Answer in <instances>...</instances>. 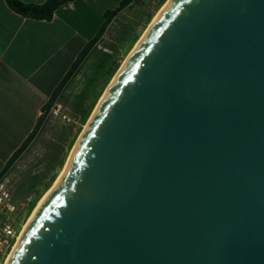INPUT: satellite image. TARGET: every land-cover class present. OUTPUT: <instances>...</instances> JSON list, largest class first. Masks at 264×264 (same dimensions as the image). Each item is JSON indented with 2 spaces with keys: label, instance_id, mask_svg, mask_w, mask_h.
<instances>
[{
  "label": "water",
  "instance_id": "water-1",
  "mask_svg": "<svg viewBox=\"0 0 264 264\" xmlns=\"http://www.w3.org/2000/svg\"><path fill=\"white\" fill-rule=\"evenodd\" d=\"M7 264H264V0H170Z\"/></svg>",
  "mask_w": 264,
  "mask_h": 264
},
{
  "label": "crops",
  "instance_id": "crops-1",
  "mask_svg": "<svg viewBox=\"0 0 264 264\" xmlns=\"http://www.w3.org/2000/svg\"><path fill=\"white\" fill-rule=\"evenodd\" d=\"M20 1L41 5L47 0ZM121 1L74 0L47 21L24 17L0 0V173L36 128L72 64L98 36L106 12Z\"/></svg>",
  "mask_w": 264,
  "mask_h": 264
},
{
  "label": "rangeland",
  "instance_id": "rangeland-1",
  "mask_svg": "<svg viewBox=\"0 0 264 264\" xmlns=\"http://www.w3.org/2000/svg\"><path fill=\"white\" fill-rule=\"evenodd\" d=\"M167 1L132 0L113 19L90 58L47 111L33 141L0 180L17 206L11 215L15 228L22 230L57 181L112 79Z\"/></svg>",
  "mask_w": 264,
  "mask_h": 264
},
{
  "label": "trees",
  "instance_id": "trees-1",
  "mask_svg": "<svg viewBox=\"0 0 264 264\" xmlns=\"http://www.w3.org/2000/svg\"><path fill=\"white\" fill-rule=\"evenodd\" d=\"M74 0H47L45 3L41 5H33L26 4L20 0H6L8 6L14 10L16 13L35 20H47L50 21L53 18L54 12L63 4L67 2H71ZM132 0H122L118 8L112 11L106 12V22L102 29L100 30L98 36L92 40L86 48L80 53L76 61L72 64L70 70L65 75L64 79L57 87L53 95L51 96L48 103L44 106L43 114L39 117L36 129L30 134V136L26 139V141L22 144V146L13 154V156L8 161L6 167L0 173V180L4 177L6 172L10 169V167L19 159L22 153L26 150V148L33 141L34 137L37 134L38 129L44 123L46 118L47 111L53 106L55 100L57 99L59 93L63 89V87L74 77L76 71L82 66L83 62L94 48L97 42H99L106 31L109 23L125 8H127Z\"/></svg>",
  "mask_w": 264,
  "mask_h": 264
},
{
  "label": "built area",
  "instance_id": "built-area-1",
  "mask_svg": "<svg viewBox=\"0 0 264 264\" xmlns=\"http://www.w3.org/2000/svg\"><path fill=\"white\" fill-rule=\"evenodd\" d=\"M11 193L0 184V264H5L7 258L16 244L20 234V227L17 229L11 215L17 211Z\"/></svg>",
  "mask_w": 264,
  "mask_h": 264
},
{
  "label": "bare ground",
  "instance_id": "bare-ground-1",
  "mask_svg": "<svg viewBox=\"0 0 264 264\" xmlns=\"http://www.w3.org/2000/svg\"><path fill=\"white\" fill-rule=\"evenodd\" d=\"M169 1H170V0H168V1L163 5V7L159 10V12L157 13V15L154 17V19L152 20V22L149 24V26H148V28L146 29L145 33H144V34L142 35V37L138 40V42H137L136 45L134 46L133 50L130 52V54L128 55V57L126 58V60H125L124 63L122 64V66L120 67V69L123 67V65H125L126 61H127L128 58L130 57V55L133 53L134 49L138 46V44L140 43V41L143 39L144 35H145V34L148 32V30L151 28L152 24L154 23V21L156 20V18L160 15V13L163 11V9L166 7V5L169 3ZM120 69L118 70V72L120 71ZM118 72H117V73H118ZM117 73H116V75H117ZM116 75H115L114 78L112 79V81H111L110 85L108 86L106 92H107L108 89L110 88V86H111L112 82L114 81ZM106 92L104 93V95L106 94ZM104 95H103V97H104ZM103 97L101 98L100 102L102 101ZM100 102H99V103H100ZM99 103H98V105H99ZM98 105H97L96 108L94 109V112L92 113V116L90 117V119H89L87 125L89 124L90 120L92 119V117H93V115H94V113H95V111H96ZM87 125L85 126V128L87 127ZM85 128H84V129H85ZM83 131H84V130H83ZM83 131H82V133H83ZM82 133H81V135L79 136V138H78V140H77V142H76V144H75V146H74V149H75V147H76L78 141L80 140V137L82 136ZM74 149L72 150V153H73ZM72 153H71V155H72ZM71 155H70V157H71ZM69 160H70V158L68 159V163H69ZM68 163L66 164L64 170L62 171V173H61L60 176L58 177L57 181H56V182L53 184V186H52V187H51V188L45 193V195L39 200V202H38V204L35 206L33 212H32L31 215L28 217L27 222L23 225L22 230H21V234H20V236H19V238H18L16 244L13 246V248H12V250H11V252H10V254H9V256H8L7 261H6L5 264L8 263V261H9L11 255H12V252L14 251V249H15L16 246H17V243H18V241H19L21 235L24 233V231H25L27 225H28L29 222L31 221L32 217L34 216V214H35V212L37 211L38 207H39L40 204L42 203L43 199H44L45 196H46V195H47V194H48V193H49V192L55 187V185L57 184V182L59 181V179L62 177L63 173L65 172V170H66V168H67V166H68Z\"/></svg>",
  "mask_w": 264,
  "mask_h": 264
}]
</instances>
